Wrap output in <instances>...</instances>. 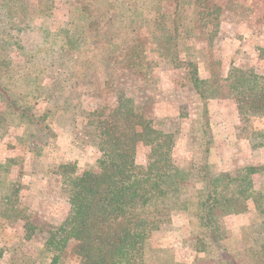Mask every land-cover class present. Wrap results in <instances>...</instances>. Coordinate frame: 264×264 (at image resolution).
<instances>
[{"label": "trees", "instance_id": "1", "mask_svg": "<svg viewBox=\"0 0 264 264\" xmlns=\"http://www.w3.org/2000/svg\"><path fill=\"white\" fill-rule=\"evenodd\" d=\"M1 1L5 9L0 11V70H6V53L12 52L23 68L28 66L22 78L29 89L18 96L0 77V126L13 124L22 130L24 141L33 147L27 154L37 158L54 145L58 119L65 118L72 135L89 130L98 158L95 168L77 169L75 162L58 166L56 176L71 189L69 211L37 255L32 249L19 253L36 231L24 212L18 220L20 240L5 241L21 196L16 184L1 192L5 186L0 179V223L6 225L0 237V264H64L72 244L80 264H264V185L257 188L254 180L264 172V164L236 173L209 171L214 141L207 102L217 95L211 76L199 77L189 47L198 40L196 32L212 45L225 20V7L216 0H70L65 20L52 30L55 0ZM148 37L152 39L146 41ZM254 51L259 52V64L264 63V47ZM117 65L131 73L129 82L143 83L118 85L112 89L111 104L104 98L92 111L76 114L83 106L69 91L88 82L92 70L103 69L102 76L113 80ZM155 68L186 70L191 90L200 99L195 123L199 153L193 154L188 169L174 155L182 118L166 124V119L152 114L163 94L151 82L159 80ZM41 76L50 83L33 86ZM224 81L226 96L240 104L238 109L264 112V69L231 63ZM63 98L60 107L54 104L37 114L39 101L48 104ZM141 145L149 150L145 165L136 160ZM229 216L248 218L242 231L252 244L245 260L225 244L220 222ZM174 220H180L179 225L173 226ZM168 230L188 233L180 244L193 254L192 262H178L173 249L158 245L155 235Z\"/></svg>", "mask_w": 264, "mask_h": 264}, {"label": "rangeland", "instance_id": "2", "mask_svg": "<svg viewBox=\"0 0 264 264\" xmlns=\"http://www.w3.org/2000/svg\"><path fill=\"white\" fill-rule=\"evenodd\" d=\"M216 1L225 7L223 17L225 20L219 28V35L215 37L212 45L208 46L206 37H201L196 32L198 40L189 42V47L193 49L199 77L205 79L211 76L214 80L213 91L215 96L217 95L207 102L210 131L214 141L213 152L209 158V171L236 173L245 166L259 167L264 164V112L250 113L245 109H238L240 104H237L229 95L226 96L228 88L224 79L231 63L243 68L257 67L259 71L264 69L263 61L260 64L258 62L259 52L254 51L264 47V0ZM69 3L70 0H55L52 30L59 22L65 20ZM4 9L5 5L0 0V11ZM30 35L33 38L34 34ZM169 36L165 34V38ZM145 39L149 41L152 38ZM26 40L31 41L29 37ZM6 57L10 61L5 71L0 70L1 81L16 95L21 96L29 89L28 83L22 78L24 73H28V66L23 68V63L21 64L20 59H17L12 52L6 53ZM124 70L130 69L124 68ZM100 71L103 69H98L95 73L92 70L87 76L88 82L75 86L69 91V96L81 102L83 106L82 110L77 108L76 114L92 111L96 106L102 105L104 98L109 99L111 104L112 89L119 87L118 85L130 83L134 86L143 83L138 80L129 82L127 78L131 73L122 71L118 65L113 80H108L109 76L106 80ZM154 71L159 74V80L157 82L153 79L151 82L158 86L163 94L158 97L152 114L154 117L166 119V124H171L177 117L182 118L181 140L174 149V155L179 159L181 167L188 169V163L193 154L199 153L195 123L198 118L200 99L191 90L186 70L158 72L159 69L155 68ZM148 72L149 70L145 72L146 76L151 77ZM134 75L137 76L135 71ZM47 83L50 82H45L41 76L31 84L42 86ZM102 84L105 85L103 89ZM29 100L32 103L36 101ZM63 102L64 98L59 102L56 99L52 100L48 104L39 101L36 106L37 114H42L46 108H51L54 104L60 107ZM1 109L2 106H0ZM70 130V121L59 118L54 145L44 148L35 158V153L27 154L26 149H33V147H29L28 142L24 141L22 130H15L13 124H9V127L0 126V179L2 186H5L1 192L11 190L12 185L16 184L19 185L17 193L19 197L21 196L20 201L14 206L12 230L7 229L8 237L5 241L13 244L20 240L18 238L22 231L18 220L22 212L36 227L34 238L20 246L19 253L23 254L27 252V249L29 251L32 249L31 253L40 254L41 244L52 231L62 225L67 216L71 189L56 176L58 166L68 162H75L77 169L96 166L98 152L93 139L87 136L89 130L81 129L73 135ZM148 153V148L142 145L138 148L136 160L139 165H145ZM254 180L257 188L264 185V172L255 176ZM179 223L180 220H174L173 226ZM247 225L248 218L244 216H229L220 222L227 248L244 260L245 251L252 244L251 239L245 235L246 231H242ZM5 227V224L0 223V237L3 236ZM155 239L161 247L173 249L178 262L193 261V254L187 251V246L180 244V241L188 239V233L185 230L180 232L168 230L163 235L156 234ZM73 247L74 244L67 249L64 264H80V260L72 253Z\"/></svg>", "mask_w": 264, "mask_h": 264}]
</instances>
